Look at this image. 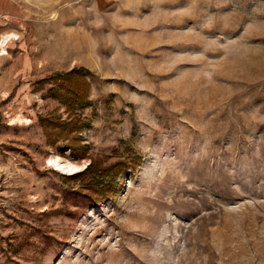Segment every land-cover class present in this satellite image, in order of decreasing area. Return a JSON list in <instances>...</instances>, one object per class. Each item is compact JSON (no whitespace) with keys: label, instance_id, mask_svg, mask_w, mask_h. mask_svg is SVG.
<instances>
[{"label":"rangeland","instance_id":"374dc122","mask_svg":"<svg viewBox=\"0 0 264 264\" xmlns=\"http://www.w3.org/2000/svg\"><path fill=\"white\" fill-rule=\"evenodd\" d=\"M75 66L68 113L38 81ZM133 155L97 204L68 178ZM0 264H264V0H0Z\"/></svg>","mask_w":264,"mask_h":264},{"label":"trees","instance_id":"16d2710c","mask_svg":"<svg viewBox=\"0 0 264 264\" xmlns=\"http://www.w3.org/2000/svg\"><path fill=\"white\" fill-rule=\"evenodd\" d=\"M38 83L40 86L48 84L43 97L53 99L65 106L68 113H74L77 109L81 110L91 105L89 99L90 82L87 71L82 66H75L66 71L55 73L39 80ZM38 122L45 129H58L67 134L78 133L88 126L87 123L76 118V116L64 120H52L38 116ZM49 142L52 143L50 140ZM66 148H69L75 159L82 158L87 153V146L83 144H68ZM64 150H61V155L64 154ZM141 160V156L133 155L128 161L117 160L108 165L91 161L83 171L70 175L68 178H80L82 186L88 188V190L90 189V193L85 195L88 204L94 205L113 196L116 191L115 182L117 177L128 172L132 176Z\"/></svg>","mask_w":264,"mask_h":264},{"label":"bare ground","instance_id":"6f19581e","mask_svg":"<svg viewBox=\"0 0 264 264\" xmlns=\"http://www.w3.org/2000/svg\"><path fill=\"white\" fill-rule=\"evenodd\" d=\"M113 30L117 31L119 30L118 28H116L115 26L112 27ZM76 37V36H75ZM6 39V37H5ZM78 39V38H77ZM75 40V39H74ZM71 41V39H70ZM82 42H84L85 44V49L88 51V55L84 57V59L86 57H89L90 59V52H91V44H90V40L87 36H82V41H78V44H81ZM71 45H72V48H75L77 47V43L76 42H71ZM82 46V45H81ZM70 48V47H69ZM78 51V49H77ZM83 58V57H82ZM59 158L58 157H53V158H50L49 161H47V163L49 165H51L53 168L57 169V170H60L62 172H66V173H71L73 172L74 170H77V167L74 165V163L72 164L71 162H68V161H61V160H58ZM74 165V166H73ZM71 168V169H70Z\"/></svg>","mask_w":264,"mask_h":264}]
</instances>
